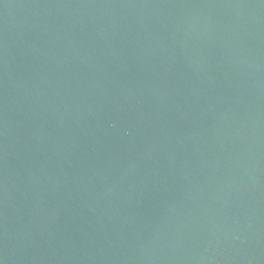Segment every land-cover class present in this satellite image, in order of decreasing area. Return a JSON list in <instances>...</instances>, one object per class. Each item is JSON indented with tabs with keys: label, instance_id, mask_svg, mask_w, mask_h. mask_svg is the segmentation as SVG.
Listing matches in <instances>:
<instances>
[{
	"label": "water",
	"instance_id": "water-1",
	"mask_svg": "<svg viewBox=\"0 0 264 264\" xmlns=\"http://www.w3.org/2000/svg\"><path fill=\"white\" fill-rule=\"evenodd\" d=\"M0 264H264V0H0Z\"/></svg>",
	"mask_w": 264,
	"mask_h": 264
}]
</instances>
